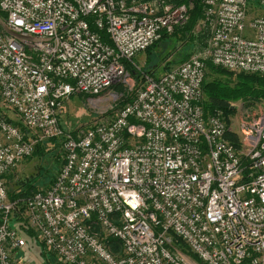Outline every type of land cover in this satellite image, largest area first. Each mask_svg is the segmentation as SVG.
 <instances>
[{"label":"built area","instance_id":"built-area-1","mask_svg":"<svg viewBox=\"0 0 264 264\" xmlns=\"http://www.w3.org/2000/svg\"><path fill=\"white\" fill-rule=\"evenodd\" d=\"M203 4L204 51L138 87L126 63L142 71L137 56L184 27L188 6L0 0V264H26L34 238L62 264H264V115L236 145L202 105L207 62L264 76V0ZM130 83L115 116L63 128L74 96ZM52 139L64 153L54 182L10 201L7 176Z\"/></svg>","mask_w":264,"mask_h":264},{"label":"rangeland","instance_id":"rangeland-1","mask_svg":"<svg viewBox=\"0 0 264 264\" xmlns=\"http://www.w3.org/2000/svg\"><path fill=\"white\" fill-rule=\"evenodd\" d=\"M258 4H252L251 8H258ZM189 11L192 8V4L188 6ZM264 15V10H259ZM190 17V14H189ZM200 31L199 28L196 29ZM204 45L205 38H204ZM172 41H165L161 43L153 53L148 56L146 52L139 54L136 58V63L142 68L152 67L155 64H161L160 70L157 72L158 77L162 76L165 66H171L174 69L183 61L184 57L189 50L187 47H182L180 44L177 49ZM201 49L197 47L196 52H203L204 45L201 43ZM203 50V51H202ZM136 90V84L130 83L128 85H121L113 90V93L105 98L95 99L85 95H77L66 102L63 112L60 117L63 128L68 132H79L88 128L98 118L106 115L109 117L115 116L117 112L129 103L130 99L133 98ZM234 112L229 116H225L228 125V133L230 132L235 137L240 138L242 125L251 119H258L264 115V98L261 100L254 101L253 103H245L242 101H236L231 103ZM60 146L54 144H47L45 150L47 155L43 159L34 158L27 160L21 164L17 171V176L21 180L35 178L41 176L40 185L45 188L51 185L52 179L56 178L61 167L63 166L64 153L62 152L61 143ZM42 168V169H41ZM43 171V172H42ZM39 175V173H41ZM13 227H16V222L12 223ZM30 241L29 239H27ZM29 245V244H28ZM31 247L27 249V253L20 257L26 261V264H62L53 255H46L42 253V245L39 241L33 240L30 242ZM41 249V252L39 251ZM44 256V257H42Z\"/></svg>","mask_w":264,"mask_h":264},{"label":"trees","instance_id":"trees-1","mask_svg":"<svg viewBox=\"0 0 264 264\" xmlns=\"http://www.w3.org/2000/svg\"><path fill=\"white\" fill-rule=\"evenodd\" d=\"M174 3L176 5L186 6L192 4V8L189 11L190 17L188 23L184 27L177 28L175 32L171 35L164 33L158 42H156L149 49H147L146 53L148 56H150L153 53V50H155L161 43H164L165 41L169 40L176 43L174 49H177L179 47V44L182 47H187L189 49L183 61L180 62L182 63L196 52L197 47L201 49V43H203L204 45V31L197 32L196 30L197 28H199L200 22L203 18L204 4L203 0H174ZM102 34L103 40L108 43L109 40L107 38V35L105 33ZM126 66L133 78L136 80L138 87L143 82V73L148 74L154 78H158L157 72L161 68V64H155L152 67L148 66L145 69H142V71H138L129 63H126ZM164 70V72L170 71L171 66H165ZM203 92L204 100L202 105L204 107L206 115H209L216 110H220L225 116H229L234 112V109H232L231 106L232 102L242 101L245 103H253L254 101L261 100V98H264V76L247 73L237 74L222 68L215 67L211 62H207V72L203 84ZM71 133L74 136L76 135V132ZM227 139L236 145L239 144V138L235 137L230 132L228 133ZM47 144H54L60 146L59 141L56 139L49 140L48 142L39 143L36 146V150L33 156L28 160L34 158L43 159L47 155V150H45V146ZM17 171L7 176L8 197L9 200L12 202L23 201L29 198L30 196L34 195L35 193L45 190V188H48L50 186L49 185L48 187L43 188L40 185L41 176L21 180L17 176ZM42 172L39 173V175H41ZM54 180L55 179L53 178L51 184L54 182ZM22 210L23 208L20 209V211ZM25 237L31 240L36 237V235L33 233V231L26 230ZM41 245L43 249L42 253H46V255L49 256L51 253H48L45 250L43 244ZM53 256L55 257V255ZM190 256L196 262H199L196 257L192 256L191 254Z\"/></svg>","mask_w":264,"mask_h":264},{"label":"crops","instance_id":"crops-1","mask_svg":"<svg viewBox=\"0 0 264 264\" xmlns=\"http://www.w3.org/2000/svg\"><path fill=\"white\" fill-rule=\"evenodd\" d=\"M39 251L41 252V249H39ZM27 251H25V253L22 254V257H24L26 255ZM44 257V256H42Z\"/></svg>","mask_w":264,"mask_h":264}]
</instances>
